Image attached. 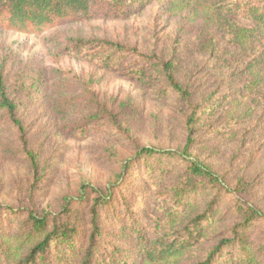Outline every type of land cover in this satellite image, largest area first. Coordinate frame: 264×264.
I'll return each mask as SVG.
<instances>
[{
    "label": "rangeland",
    "instance_id": "rangeland-1",
    "mask_svg": "<svg viewBox=\"0 0 264 264\" xmlns=\"http://www.w3.org/2000/svg\"><path fill=\"white\" fill-rule=\"evenodd\" d=\"M250 1L264 6V0ZM205 5L123 0L120 10L98 0L87 19L57 20L39 33L15 31L0 9V74L25 130L22 135L0 111V232L25 211L58 214L69 199L81 251L98 190L110 194L111 204L100 211L101 258L108 262L119 249L122 264L140 241L150 249L175 206L172 191L181 186L186 164L179 156L139 155L143 148H187L223 185L239 190H199L186 200L193 205L189 217L214 205L210 226L178 264L201 261L217 242L232 239L243 221L239 206L264 214V93L252 101L245 91L258 46H231ZM76 41L110 42L128 52L104 70L92 59L96 45L78 49ZM139 55L172 63L190 99L159 93L164 79L156 61ZM138 70L146 75H135ZM193 113L196 121L189 124ZM236 114L244 119L235 124L229 118ZM6 208L19 212L4 214ZM243 235L257 264H264V216ZM239 251L236 244L226 248L216 264L237 263ZM130 261L139 264L136 253Z\"/></svg>",
    "mask_w": 264,
    "mask_h": 264
},
{
    "label": "trees",
    "instance_id": "trees-1",
    "mask_svg": "<svg viewBox=\"0 0 264 264\" xmlns=\"http://www.w3.org/2000/svg\"><path fill=\"white\" fill-rule=\"evenodd\" d=\"M98 0H0V9L8 11L9 26L19 33H39L54 21L74 18L87 19L93 5ZM121 10L123 0H109ZM140 1V0H139ZM180 2L189 6L195 2H202L205 9L210 13L214 24L223 30L228 43L231 46L249 47L256 46L258 55L247 67L249 79L246 83V96L253 101L260 93H264V6L250 0H169ZM96 45L94 61H99L101 69L108 70L119 60V54L128 52L123 46L105 41H90ZM76 41V48L80 49L89 45ZM133 52V51H132ZM136 52V51H135ZM134 52V53H135ZM141 59L154 64L155 69L164 79V87L159 93L168 95L172 93L183 100H189L191 94L185 90L176 80L174 66L170 62L157 61L152 56L139 55ZM146 70L135 71V75H146ZM148 76V75H147ZM169 91V92H168ZM0 111L4 112L10 124L16 127L22 135L25 130L22 122L16 116V105L10 99L4 77L0 74ZM247 116V115H246ZM194 113L189 119V124L196 121ZM244 115H234L229 118L233 123H239ZM139 155L153 156H179L185 159V169L182 173L181 186L172 191V199L175 206L166 212L164 231L149 248L140 241V247L132 248L127 254V260L122 264H130L131 253H136L139 264H178L185 255L192 251L200 238L204 235L206 227L210 226V213L214 201L208 204L206 212L195 216H188V209L193 205L186 201L199 190L216 191L217 194L237 193L239 190L230 189L222 184L221 179L208 166L192 159L185 148L181 153L171 150L160 151L154 148H143ZM32 159V158H31ZM35 164L34 160L32 159ZM96 198L90 209L91 234L84 248L77 251L75 240L79 236V226L73 218V210L68 208L69 199L63 210L58 214L46 212L37 213L34 210L25 211V217L17 222L8 232H0V264H47L51 259L55 262L64 260V264H120L119 249H114L111 259L107 262L101 258L97 239L100 236V211L103 207H109L110 194L104 196L98 190H93ZM86 192H83V197ZM243 214V221L238 226L240 231H235L232 239H223L210 249L201 261L194 264H216L218 256L226 248L238 245L239 261L235 264H257V260L244 238V231L253 221L264 216L254 207L244 208L239 206ZM10 215L18 214L19 211L6 208ZM163 226H161L162 229ZM132 240L139 239L136 234ZM63 253L68 255L62 258Z\"/></svg>",
    "mask_w": 264,
    "mask_h": 264
}]
</instances>
